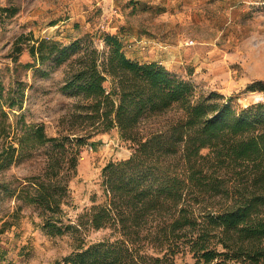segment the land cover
Here are the masks:
<instances>
[{
  "label": "trees",
  "instance_id": "trees-1",
  "mask_svg": "<svg viewBox=\"0 0 264 264\" xmlns=\"http://www.w3.org/2000/svg\"><path fill=\"white\" fill-rule=\"evenodd\" d=\"M95 38L27 45L35 65H68L63 90L79 99L63 137L72 151L114 129L133 148L103 168L108 202L72 225L61 220L52 178L26 194L50 214L41 227L51 236L109 231L96 242L76 237L63 264H264V103L235 110L216 93L197 95L157 62L131 61L118 36L104 35L102 50ZM33 133L40 143L57 141L43 127ZM220 172L239 183L220 210H208Z\"/></svg>",
  "mask_w": 264,
  "mask_h": 264
},
{
  "label": "rangeland",
  "instance_id": "rangeland-1",
  "mask_svg": "<svg viewBox=\"0 0 264 264\" xmlns=\"http://www.w3.org/2000/svg\"><path fill=\"white\" fill-rule=\"evenodd\" d=\"M106 34L121 39L128 59L161 64L197 95L216 93L235 110L264 103V0H0V264H63L76 237L96 242L109 234L51 236L41 227L50 214L26 202L35 183L52 178L61 220L72 225L108 202L103 168L133 154L116 129L72 151L63 137L79 99L63 90L68 65H35L27 48L97 35L93 45L102 50ZM21 35L28 38L17 41ZM37 127L57 141L40 143ZM229 178L220 172L218 192L209 187L208 210L229 201L239 183Z\"/></svg>",
  "mask_w": 264,
  "mask_h": 264
},
{
  "label": "built area",
  "instance_id": "built-area-1",
  "mask_svg": "<svg viewBox=\"0 0 264 264\" xmlns=\"http://www.w3.org/2000/svg\"><path fill=\"white\" fill-rule=\"evenodd\" d=\"M192 43V42H191ZM187 44H190L189 42H187Z\"/></svg>",
  "mask_w": 264,
  "mask_h": 264
}]
</instances>
